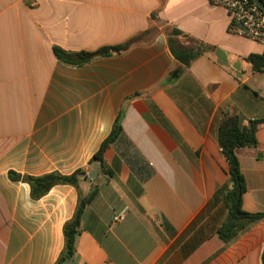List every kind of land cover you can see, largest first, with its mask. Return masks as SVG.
<instances>
[{
	"label": "crops",
	"instance_id": "1",
	"mask_svg": "<svg viewBox=\"0 0 264 264\" xmlns=\"http://www.w3.org/2000/svg\"><path fill=\"white\" fill-rule=\"evenodd\" d=\"M233 28L209 0H0V264H55L92 191L71 264H262L263 220L229 243L218 235L220 124L264 120V71L249 60L264 46ZM126 44L74 66L54 54ZM172 49L199 54L185 65ZM119 117L122 134L87 181ZM256 138L236 154L243 209L264 214V124ZM79 170L78 187L39 199L10 178Z\"/></svg>",
	"mask_w": 264,
	"mask_h": 264
},
{
	"label": "trees",
	"instance_id": "2",
	"mask_svg": "<svg viewBox=\"0 0 264 264\" xmlns=\"http://www.w3.org/2000/svg\"><path fill=\"white\" fill-rule=\"evenodd\" d=\"M264 3V0H261ZM176 34H179L176 32ZM131 44V43H130ZM130 44L118 47H105L95 53H69L59 47H54V54L58 60L68 65H81L97 57H108L126 50ZM174 55L185 65L196 58L198 51L193 50H173ZM255 70L264 71V53L253 55L249 59ZM121 119L116 120L111 135L102 143L100 149L90 162L93 166L96 161L101 162L103 167L104 153L106 149L121 134ZM264 124V120L251 121L247 126L243 125L238 116H228L220 124L218 131V144L222 155L228 162V184L220 188L214 202L221 200L228 210V215L222 226L218 230V235L222 241L229 243L236 239L242 232L251 225L259 221H264L262 213H248L243 209V195L247 190L246 180L241 171L236 150L239 148H252L257 146L256 133L259 125ZM82 177H86L83 170H79L72 175L64 176L59 173H50L40 177L21 176L14 172L10 173V178L14 181H22L30 185L32 197L39 199L46 195L54 186L72 185L78 187ZM96 191H92L87 196L79 197L78 207L71 220L64 226L65 245L55 264H71L76 252V240L80 234L81 220L86 207L95 198ZM262 264H264V250L262 253Z\"/></svg>",
	"mask_w": 264,
	"mask_h": 264
},
{
	"label": "built area",
	"instance_id": "3",
	"mask_svg": "<svg viewBox=\"0 0 264 264\" xmlns=\"http://www.w3.org/2000/svg\"><path fill=\"white\" fill-rule=\"evenodd\" d=\"M213 5L224 8L233 25V31L264 46V11L253 0H209ZM241 26L245 31H240ZM125 212L115 216L114 223L122 222Z\"/></svg>",
	"mask_w": 264,
	"mask_h": 264
},
{
	"label": "water",
	"instance_id": "4",
	"mask_svg": "<svg viewBox=\"0 0 264 264\" xmlns=\"http://www.w3.org/2000/svg\"><path fill=\"white\" fill-rule=\"evenodd\" d=\"M253 2L264 11V3L261 0H253ZM101 166L100 161H96V164L94 165L93 171L87 175V181L92 180L96 176V170L99 169Z\"/></svg>",
	"mask_w": 264,
	"mask_h": 264
}]
</instances>
